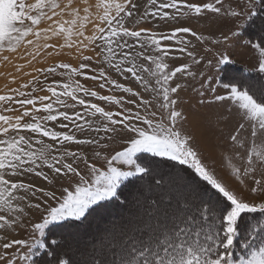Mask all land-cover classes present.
I'll return each instance as SVG.
<instances>
[{"label":"snow or ice","instance_id":"1","mask_svg":"<svg viewBox=\"0 0 264 264\" xmlns=\"http://www.w3.org/2000/svg\"><path fill=\"white\" fill-rule=\"evenodd\" d=\"M149 3L155 5L156 10L144 15L162 21L179 23V17L193 16L219 25L223 21L232 20L230 35L221 33L222 39L213 38L210 41L217 46L229 42L239 44L245 25L236 24L235 21L241 16L246 19L254 15L251 11L245 15L247 5L242 0H206L204 3L189 0H163L157 3V0H149ZM136 7L132 0H95V3L91 0H33L31 3L25 0H0V54L19 52V58L23 60L30 57L28 64H31L42 50L52 48L56 55H60L59 51H55L57 46L49 41L62 38L60 49L76 48L83 61H92L93 57L83 55V51H94L88 46L100 41V44H96L101 49L97 55H104L103 61L97 63H106L109 69H114L125 79H133L145 93L154 94L152 99H145L140 92L111 79L106 70H93L87 63L79 67L60 63L55 67L35 68L34 71L45 75V78L48 74H55L58 68L65 69L69 82H55L54 85L38 89L35 86L41 83L38 76L24 72L25 76L32 78L21 83L19 88L10 89V93L0 94V230L5 233L0 235V264H21V261L27 259L21 254V248L31 250L35 247L38 252L45 247L44 243L32 245L24 239L8 235V230L14 231L20 226V214L25 212V208L41 209L42 203L48 204L43 209L46 213L42 217L43 223L35 224V230L41 234L50 224L80 220L93 205L116 197L123 182L150 174L153 170L150 165L156 163L151 158L155 157L185 166L181 171L190 170V179L184 184L188 195L183 204L177 202L176 210L170 214L165 211L164 219L147 234L146 239H140L138 246L135 242L131 243L126 254L120 255L119 260L112 261V264H264V219L245 216L259 213L264 217V202H246L230 189L225 180L218 178L215 170L204 163L198 151L192 147L191 138L176 127L181 113L175 110L177 100L171 96L178 92L180 86L169 87L178 73L193 79L202 77L201 88L207 86L208 91L217 93L214 97L217 102H229L227 111L235 112L238 118V126L230 139L240 148L245 147V142H250V147L245 149L243 169L232 166L229 158L231 171L227 179H234L240 185H245L246 178L251 179L254 186L250 192L264 196V79L242 82L231 78L221 82V92L214 86L217 81L212 76L202 75L201 66L205 61L194 51L195 45H191L188 39L177 37L179 34L190 35L201 44L207 38L190 27H179L168 34L160 33L159 37L156 32L147 29H129L125 27L124 20L134 14L132 10ZM42 24L46 26L41 27ZM88 24L94 25L92 35L85 34ZM74 37L77 39L74 40ZM121 38H130L134 43L130 44L128 39L121 42ZM165 40L183 46L176 49L162 47V41ZM114 44L116 48L128 51L117 53ZM146 44L160 55H145L142 51H136L137 48L144 49ZM250 47L258 54L256 72L264 74V38L260 44L250 43ZM20 49H24V52H20ZM172 51L186 54L191 58L192 65L197 67L193 69L186 63L166 71L169 65L164 63V57H168ZM205 51L211 53V49ZM217 51L218 58H206L209 69L232 63L229 56L220 52L219 48ZM117 56L119 59H116ZM138 59L150 62L155 66L154 69L149 70L138 64ZM3 60L8 61L9 57L3 56ZM25 67L20 64L16 70L19 72ZM86 69L97 74L86 76ZM143 73L156 78L155 86L144 79ZM72 76L99 80L100 89L110 85L137 99L125 100L123 97L101 95L73 81ZM29 88L30 91H25ZM57 88L61 90L57 91ZM38 91H47L51 95H33ZM92 98L118 105L121 110H106L93 103ZM157 98H162L159 107L168 110V123H164L163 118H157V111L153 110V100ZM125 105H134L135 108ZM77 108L81 110H75ZM9 112H19V115L4 114ZM41 112L45 115L38 116L37 113ZM97 116L100 118L99 124L88 119ZM25 118L30 119L25 122ZM58 120L66 123L55 124ZM50 123L69 131H56L49 126ZM25 132L32 135L26 137L21 134ZM78 132L95 135L78 137ZM242 132L249 134L241 138ZM45 138L51 143H45ZM118 138L122 141V147L114 150V154L102 155L101 150L110 146L108 142H115ZM73 144L91 147V154H82L65 147ZM101 159L104 163L97 166ZM81 163L85 165L87 175L80 170ZM123 166L129 170H123ZM45 168L51 171V175L44 171ZM258 168L260 178L256 176ZM29 174L45 181L49 187L25 182L24 178ZM73 177H78V181L62 187L58 197L54 188L56 182ZM32 198L38 202L33 203ZM52 201L56 204L52 205ZM52 244L59 248L55 240ZM237 245L247 250L246 255L234 258L233 248ZM48 255L54 256V264H70L56 256L55 250L46 251L45 256ZM32 264L37 262L32 261ZM96 264L105 262L97 261Z\"/></svg>","mask_w":264,"mask_h":264},{"label":"rangeland","instance_id":"2","mask_svg":"<svg viewBox=\"0 0 264 264\" xmlns=\"http://www.w3.org/2000/svg\"><path fill=\"white\" fill-rule=\"evenodd\" d=\"M25 2L31 3L33 0H25ZM160 2H163V0H157V3ZM189 2L204 3L206 0H189ZM132 3L137 5V7L132 10L134 14L131 17H126L124 20L125 27L129 29H147L150 32H156L159 37L160 33L168 34L179 27H190L198 34L204 35L207 40L203 44L196 41L194 37L186 34H179L177 38L188 39L191 41V45H195L194 51L200 54L199 58L202 61H205L201 66L202 75L212 76V78L217 81L214 86L221 92H223L221 82H227L231 78L241 80L242 82H255L264 79V74H258L255 70L256 56L258 54H255V50L250 47V43L260 44L262 38H264V23L262 24V19H264V0H242V3L247 5L245 8V15L249 11L253 12L254 15L247 16L246 19L245 16H241L239 20L235 21L236 24L243 23L245 25L244 30L241 32L242 39L239 44L229 42L226 45L219 46L211 44L210 41L213 38L222 39L223 37L221 33L230 35L229 29L233 27L232 20L223 21L219 25L212 23L208 19H201L193 16H181L179 17V23L171 20L162 21L144 15L146 12L156 10V6L151 5L149 0H132ZM165 11L171 12L172 10L165 9ZM121 15H123V13H121ZM141 17L144 18L142 19ZM123 39H128L130 44L134 43L130 38H121V42ZM100 43V41L96 42V44ZM96 44L88 46L89 49H94V51H83V55L93 57L92 61H83L80 52L79 55L76 53L77 56L75 55L76 57L73 61H62L59 58L52 60L48 53L55 54V52H51L47 49L48 52L47 50H44L46 52L42 50L41 54L35 60H32L31 64H28V59H31L30 57L24 59L26 65L25 72H30L33 76H38L41 83L36 84L35 86L39 89L44 88L47 85H54L55 82L61 84L68 83L69 75L67 70L58 68L55 74H48L47 78H45V75L36 73L34 71L35 68L43 69L55 67L60 63H67L71 67H79L80 64L87 63L90 64V68L93 70L101 68L106 70L111 79L116 80L125 87H131L134 91L140 92L145 99H152L154 94L151 92L145 93L140 85L133 79H125L124 76L116 73L114 69H109L106 63H97L96 61H103L104 54L97 55L101 52V49L96 47ZM191 45L189 47H191ZM181 46L183 45H176L174 41H162V47L176 49ZM113 47L117 53L128 51V49L122 50L116 48L115 44ZM217 48H219L220 52H224L225 55L229 56L232 63L209 69L207 67L206 58H218L219 52L217 51ZM206 49H211V53H206ZM136 51H142L145 55H160V53L154 52L152 48L148 47L147 44L144 49L137 48ZM4 54H6V52L0 54V56H3ZM116 59H119V56H117ZM137 63L144 65L149 68V70H152L155 67L153 64L143 59H138ZM164 63L169 65L166 71H171L186 63L193 69L197 67L192 65L191 58L187 57L186 54H180L177 51H172L168 57H164ZM12 69V71H14L13 73L17 74L16 68ZM84 71L86 76L97 74L95 71L87 69ZM1 72L2 71H0V76L3 77L4 74ZM143 76L149 84L155 86V77H150L148 73H143ZM10 77H12V75H10ZM31 78V76H25L23 82L13 84V87L11 84L10 86H3L7 85V83L5 84V82L0 81V94L10 93V89L19 88L21 83L27 82ZM71 79L73 81H78L86 88L97 91L101 95H113L117 98L123 97L125 100L137 99V97L125 94L110 85H106L104 89H100L98 85L101 81L99 80L93 81L86 79L84 76H72ZM201 79L202 77L193 79L186 74L178 73L169 84V87H175L176 85L180 86L178 92L171 96L172 99L177 100L175 110L181 113V117L176 122L177 129L181 131L182 134L188 135L191 138L192 147L198 151L204 163L207 164L210 169L215 170L218 178L225 180L230 189L234 190L239 197L249 203L258 204L264 202V196L259 194L253 195L250 192V188L254 186L253 180L246 178L245 185L247 187H245V185H240L239 182L234 179H227L231 171V168L228 166L229 158H231L232 166L241 167V169H243L245 165V149L250 147V142H245V147L240 148L230 139V136L235 133L238 126V118L235 115V112L229 113L227 111L229 102H217L214 99L217 93L208 91L207 86L204 88L200 87ZM30 90L31 88L26 89L25 91ZM60 90L61 89L57 88V91ZM33 95L50 96L51 94L47 91H38ZM80 95L82 96L83 94L81 93ZM54 99L55 98L53 97V100ZM85 99L89 98L85 97ZM69 102L71 103L72 101L69 100ZM92 102L104 107L106 110L114 112L121 110L118 105L107 104L106 102L97 101L94 98H92ZM161 102L162 98L153 100V110L157 111V118H163L164 123H168V110L159 107ZM11 107H18V105H11ZM125 107L135 108L134 105H125ZM65 110L69 112L74 111L73 109H61V111ZM75 110L81 109L77 108ZM4 114L16 116L19 115V112H9ZM37 115L43 116L45 113L41 112L37 113ZM29 119L30 118H25V122H28ZM88 119L92 120L95 124L100 123V118L98 116L88 117ZM59 123L66 122L59 120L55 122V124ZM49 126L54 127L56 131H69V129L55 127V125L51 123ZM21 134L26 137L32 135L31 133L26 132ZM248 134L249 133L242 132L241 138ZM9 135H12V133H9ZM82 135L87 136L95 134L77 133L78 137ZM100 135H103V133ZM45 143L51 142L45 138ZM108 143L110 146L106 150H101L102 155H108L109 153L114 154V150H119L122 147V141L119 138L115 142ZM34 147H36V145H34ZM65 147L69 150L80 151L82 154H91V147L89 146H77L73 144L66 145ZM63 150L62 147L61 151ZM151 159L156 163L150 165L153 169L150 174H144L150 175L149 178L146 180H140V182L133 181L136 177L130 178L129 181L123 182L121 187L117 190V196L112 199L122 197L121 199L124 198L125 200V203H121L119 207L106 205V202L109 200L102 201L99 205H93L85 214V217L80 220L61 221L55 225L50 224L43 230V234L35 230V224L43 223L42 217L46 215L43 209L47 208L48 204L42 203L41 209L25 208V212L20 214V226L16 227L14 231L8 230V235L11 238L24 239L32 245H35L37 242L44 243L45 247L38 252L35 247H32L31 250L21 248V254L27 257L26 260L21 261V264H32V261H36L37 264H48V262H53L54 264L55 258L53 255L45 256L46 251L51 252L53 250H55L56 256H59L61 260L69 261L70 264H96L97 261H104L105 264H112V261L119 260L120 255L126 254L127 248L130 247L131 243L135 242L138 246L139 240L142 238L146 239L147 234L155 229L158 223L164 219L165 211L170 214L176 210L177 202L179 201L183 204L184 198L188 195V189L184 187V184L189 181L187 175H189L190 170L181 171L185 166H180L174 161H164L163 158L159 157ZM103 163L104 161L101 159L97 166H101ZM172 165H175V167ZM79 167L80 170L87 175L85 165L81 163ZM123 170L129 169L127 166H123ZM44 171L51 175L49 169L45 168ZM256 176L257 178H260L259 168ZM178 177H183L184 179L179 180ZM24 179L25 182H33L37 186L49 187L45 181L33 177L31 174ZM78 179V177H73L71 179L58 180L54 185L57 196L59 197L61 195L62 187L75 184ZM157 181L160 182L157 183ZM32 202L36 203L38 201L35 198H32ZM51 204L55 205L56 202L52 201ZM0 235H5L3 230H0ZM53 240L56 241L59 248H57L55 244H52ZM241 241L243 242V239ZM240 245L233 248L234 258L246 255L247 250Z\"/></svg>","mask_w":264,"mask_h":264},{"label":"bare ground","instance_id":"3","mask_svg":"<svg viewBox=\"0 0 264 264\" xmlns=\"http://www.w3.org/2000/svg\"><path fill=\"white\" fill-rule=\"evenodd\" d=\"M91 2L92 3H95V0H91ZM81 7H83V5H81ZM95 9H93V13H95ZM65 18H68V17H65ZM44 25V24H43ZM42 25V27H45L46 25H44L43 26ZM261 25V24H260ZM93 31H94V25L93 24H88V26L86 27V29H85V34L86 35H92L93 34ZM74 40L75 39H77L76 37H74L73 38ZM80 39H82V38H80ZM49 43H52V44H55L57 47H56V49H55V51H59L60 52V55H56V54H54V56H53V54H52V56L50 55V59H54V60H56V59H60V60H64V61H73L74 59H75V57L77 56V55H79V52L77 51V49L76 48H72V49H67V48H64V49H60L59 48V45L60 44H62L63 43V39L62 38H59V39H57V38H53V40H51V41H49ZM85 43H87V41H85ZM22 51H23V49H21ZM44 51V50H43ZM49 51H54L52 48H49ZM44 52H46V51H44ZM47 52H48V50H47ZM76 53H77V55H76ZM42 54H43V52H42ZM81 54V53H80ZM13 55V54H12ZM12 55H11V57H12ZM47 55V54H46ZM76 55V56H75ZM13 56H15V55H13ZM19 56V55H18ZM49 56V55H48ZM10 57V56H9ZM10 57V58H11ZM52 57V58H51ZM79 57V56H78ZM9 58V59H10ZM44 58V57H43ZM0 60H3V58L1 59L0 58ZM14 61H13V63H15V59H13ZM18 60V59H17ZM41 60H43V59H41ZM48 60V59H47ZM20 61V60H19ZM0 63H1V61H0ZM22 63V62H21ZM72 63V62H71ZM19 64V63H18ZM27 64V63H26ZM44 64H46V63H44ZM28 65V64H27ZM30 67V66H29ZM37 67V66H36ZM13 69L11 68V67H6V68H4V65H2V66H0V71H2L3 72V74L4 75H6V74H9V73H11V74H14L13 72L14 71H12ZM10 71V72H9ZM1 72V73H2ZM9 72V73H8ZM25 72V68L23 69V73ZM23 73H19L18 72V75L20 74L21 75V77L22 76H24V74ZM16 75V74H15ZM19 78V79H11V77H10V79H11V81L13 80L14 82H10V81H8L7 82V85H3V86H10V84L12 85V87H13V84H18V83H20V82H18L19 80L21 81V80H24V78ZM15 78V77H14ZM6 80V79H5ZM4 80V81H5ZM8 80V79H7ZM2 84V83H1ZM6 84V83H5ZM167 183V182H166ZM168 186V185H167ZM88 264H90V263H88Z\"/></svg>","mask_w":264,"mask_h":264},{"label":"crops","instance_id":"4","mask_svg":"<svg viewBox=\"0 0 264 264\" xmlns=\"http://www.w3.org/2000/svg\"><path fill=\"white\" fill-rule=\"evenodd\" d=\"M20 52H24V49H23V51L20 49ZM8 52H6V54H4L3 56H10L11 57V53H8ZM13 55H15V56H13ZM12 55V57L8 60V61H5V60H0L1 61V63H0V66H2V65H4V68H8V67H11V68H16V66L17 65H20V64H24L25 65V60L23 59H20L19 58V56L18 55H20V53L18 52V53H16V54H13ZM3 56H0V58L2 59L3 58ZM13 59H15V63H13ZM18 59V60H17ZM20 60V61H19ZM22 62V63H21ZM19 63V64H18ZM24 69V68H23ZM23 69L21 70V71H19V73H23ZM17 74L15 75V74H11V73H9V74H6V75H3V77H1L0 76V81H3V82H5V83H7L8 81H10V82H13V80L11 81V79H19L20 77H21V75L19 74L18 75V71L16 72ZM10 75H12V77H11V79H9V77H10ZM15 77V78H14ZM25 77V75L24 76H22L21 78H24ZM6 79V80H5ZM8 79V80H7ZM5 80V81H4ZM18 82H23V80H19Z\"/></svg>","mask_w":264,"mask_h":264},{"label":"trees","instance_id":"5","mask_svg":"<svg viewBox=\"0 0 264 264\" xmlns=\"http://www.w3.org/2000/svg\"><path fill=\"white\" fill-rule=\"evenodd\" d=\"M264 23V19H262V24ZM264 25V24H263ZM188 171V170H187ZM150 177V175H143V178H139V177H136L133 181L134 182H140V180H143V179H147V178H149ZM187 178H188V180L190 179V177H189V175H187ZM133 182V183H134ZM155 182V181H154ZM155 184V183H154ZM126 197V196H125ZM122 197H120V198H117V199H111V200H109V201H107L106 202V205H114V206H118L119 207V205L122 203V204H124L125 203V200H124V198L123 199H121ZM245 216H254V217H257L258 219H264V217H261L260 216V214L259 213H252V214H245ZM253 223H255V221H253ZM242 240V239H241ZM240 240V243H241V245H242V241Z\"/></svg>","mask_w":264,"mask_h":264}]
</instances>
